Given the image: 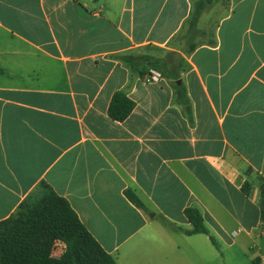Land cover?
<instances>
[{"label": "crops", "instance_id": "0c3cea01", "mask_svg": "<svg viewBox=\"0 0 264 264\" xmlns=\"http://www.w3.org/2000/svg\"><path fill=\"white\" fill-rule=\"evenodd\" d=\"M259 178L264 0H0V222L44 182L116 264H264Z\"/></svg>", "mask_w": 264, "mask_h": 264}, {"label": "trees", "instance_id": "16d2710c", "mask_svg": "<svg viewBox=\"0 0 264 264\" xmlns=\"http://www.w3.org/2000/svg\"><path fill=\"white\" fill-rule=\"evenodd\" d=\"M198 14L199 11L193 16L192 24ZM132 109L133 103L117 92L110 101L108 116L122 121ZM249 187L245 183L242 190L247 192ZM259 191V218L264 224V178H259ZM125 194L131 203L143 209L132 192ZM184 216L191 228L177 231L188 236L206 235L217 248L198 210L188 208ZM56 245H61L62 251L55 256ZM0 264H116V261L85 229L67 201L41 182L13 215L0 222Z\"/></svg>", "mask_w": 264, "mask_h": 264}, {"label": "rangeland", "instance_id": "374dc122", "mask_svg": "<svg viewBox=\"0 0 264 264\" xmlns=\"http://www.w3.org/2000/svg\"><path fill=\"white\" fill-rule=\"evenodd\" d=\"M208 264H235V248L233 250L225 251V261H213L208 259Z\"/></svg>", "mask_w": 264, "mask_h": 264}, {"label": "built area", "instance_id": "2783aa9c", "mask_svg": "<svg viewBox=\"0 0 264 264\" xmlns=\"http://www.w3.org/2000/svg\"><path fill=\"white\" fill-rule=\"evenodd\" d=\"M161 79V74L154 70H149L144 76L143 81L145 83H157Z\"/></svg>", "mask_w": 264, "mask_h": 264}]
</instances>
